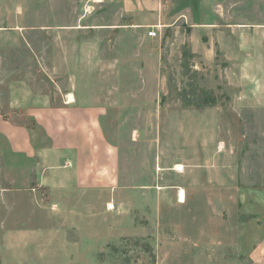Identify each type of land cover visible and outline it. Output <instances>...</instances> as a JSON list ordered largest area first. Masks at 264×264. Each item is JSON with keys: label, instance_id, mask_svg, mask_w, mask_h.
<instances>
[{"label": "rangeland", "instance_id": "rangeland-1", "mask_svg": "<svg viewBox=\"0 0 264 264\" xmlns=\"http://www.w3.org/2000/svg\"><path fill=\"white\" fill-rule=\"evenodd\" d=\"M70 101L115 186L51 189L0 135V264H260L264 0H0V121Z\"/></svg>", "mask_w": 264, "mask_h": 264}, {"label": "crops", "instance_id": "crops-1", "mask_svg": "<svg viewBox=\"0 0 264 264\" xmlns=\"http://www.w3.org/2000/svg\"><path fill=\"white\" fill-rule=\"evenodd\" d=\"M85 110L70 101L65 105L28 108L22 120H1L0 135L8 143L9 156L19 160L40 158L44 166L41 180L51 189L114 187L119 154L110 144L94 140L100 138L97 118ZM29 119L34 121L31 126L27 124ZM184 194L181 197L185 198ZM253 252L257 253L254 262L264 264V236Z\"/></svg>", "mask_w": 264, "mask_h": 264}, {"label": "built area", "instance_id": "built-area-1", "mask_svg": "<svg viewBox=\"0 0 264 264\" xmlns=\"http://www.w3.org/2000/svg\"><path fill=\"white\" fill-rule=\"evenodd\" d=\"M156 27L154 26L153 27V29L152 30H150L149 32H148V35L149 36H153V37H155V36H157V30L155 29ZM182 191V190H181ZM181 192H180V194H179V200H181Z\"/></svg>", "mask_w": 264, "mask_h": 264}, {"label": "bare ground", "instance_id": "bare-ground-1", "mask_svg": "<svg viewBox=\"0 0 264 264\" xmlns=\"http://www.w3.org/2000/svg\"><path fill=\"white\" fill-rule=\"evenodd\" d=\"M96 1H100V0H96ZM174 169H176V170H178V171H181V170H183V166L180 165V164H177L176 167H175ZM182 193H184V191H182ZM181 200L184 201L185 198L182 197Z\"/></svg>", "mask_w": 264, "mask_h": 264}]
</instances>
